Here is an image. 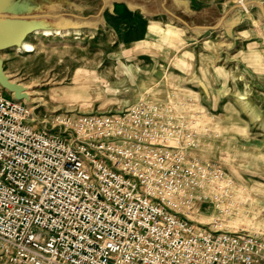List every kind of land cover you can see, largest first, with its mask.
Listing matches in <instances>:
<instances>
[{
	"label": "rangeland",
	"instance_id": "1",
	"mask_svg": "<svg viewBox=\"0 0 264 264\" xmlns=\"http://www.w3.org/2000/svg\"><path fill=\"white\" fill-rule=\"evenodd\" d=\"M167 2L164 11L160 1L112 0L93 20L98 0H36V14H70L22 29L18 44L4 40L19 23L0 17V68L9 84L0 80V92L28 107L34 129L54 135L71 134L81 116L119 113L143 98L165 104L199 127L190 154L241 184L230 207L251 192V224L231 228L233 209L224 215L205 204L190 218L207 228L217 218L222 230H264V0ZM25 41L33 50L24 52ZM164 75L181 97H154ZM155 81L156 90L145 89Z\"/></svg>",
	"mask_w": 264,
	"mask_h": 264
},
{
	"label": "built area",
	"instance_id": "2",
	"mask_svg": "<svg viewBox=\"0 0 264 264\" xmlns=\"http://www.w3.org/2000/svg\"><path fill=\"white\" fill-rule=\"evenodd\" d=\"M163 105L143 98L54 135L34 129L28 107L0 92L6 264H264L263 229L190 218L203 204L226 215L235 182L186 154L199 127Z\"/></svg>",
	"mask_w": 264,
	"mask_h": 264
},
{
	"label": "bare ground",
	"instance_id": "3",
	"mask_svg": "<svg viewBox=\"0 0 264 264\" xmlns=\"http://www.w3.org/2000/svg\"><path fill=\"white\" fill-rule=\"evenodd\" d=\"M245 7V6H244ZM248 8V7H247ZM17 28V27H16ZM12 26V31L10 32L9 36L7 37L6 41L4 40L5 44L8 43H20L22 42L23 38H22V29H16ZM5 29V25H3L2 22H0V33ZM51 31L50 30H46L44 31V35H50ZM33 45L28 43V42H23V50H25L24 52H28L33 50ZM175 53V52H174ZM174 53L171 55L173 56ZM171 61V60H170ZM164 77V78H163ZM163 80L164 84L163 87H161L160 89H158L155 93H154V97L156 98H160V99H164V98H169L171 99V101H173L174 97H181L182 93L180 94H176L174 92H171V80L169 78V75H164L159 77L157 80ZM0 80L7 86H9V84L7 83L6 79L4 78V76H2L1 73V68H0ZM158 83V84H157ZM159 81H155L154 83L150 84L149 86H147L145 89H152V91L156 90L159 86ZM18 90V89H17ZM143 93V92H142ZM20 93H16V97L17 98H21ZM93 93H91L92 95ZM144 95V94H143ZM195 123V122H194ZM190 124H193V122H190ZM198 146V145H197ZM197 146L194 148V151L196 150ZM206 147V146H205ZM201 151H204L203 149H201ZM191 151H188L186 154L191 157V158H195V159H199L195 156H193L192 154H190ZM200 160V159H199ZM235 182V181H234ZM236 183V182H235ZM241 184L236 183L235 187H240ZM250 196H251V192H247V194L245 195V197H241L240 199H238V203H234V205L232 204V207H229V209L227 210V213L230 212L232 209L235 212L230 218H229V227L231 228H236L238 225H246L248 223H250L251 221L247 219L246 217V210H245V205L247 203V201L250 200ZM232 211V213H233ZM243 211V212H242ZM196 212V211H195ZM195 214V213H193ZM259 214H264V210L260 211ZM258 216V214H255V217ZM261 216V215H259ZM258 219V217H257ZM252 223V222H251ZM250 223V224H251ZM254 224H258V223H254ZM258 227V226H257Z\"/></svg>",
	"mask_w": 264,
	"mask_h": 264
},
{
	"label": "crops",
	"instance_id": "4",
	"mask_svg": "<svg viewBox=\"0 0 264 264\" xmlns=\"http://www.w3.org/2000/svg\"><path fill=\"white\" fill-rule=\"evenodd\" d=\"M36 1V0H35ZM34 0H11L10 3L4 7L0 8V13L4 15L5 19H14L19 24H17V28L23 29L24 31L31 30L32 27L31 24H38V22L41 24H44L45 21L48 20H60L66 18L67 15L70 13H64L59 11L58 14L52 13V12H45L36 14V12L33 11V7L38 6L37 3H35ZM148 1V0H147ZM153 1H160L159 6L161 10H166L167 7L165 6L168 4L167 0H153ZM112 3V0H98L97 7H94V12L97 13L96 17L90 18L93 20L100 19L102 16V10L110 7ZM50 11V10H49ZM76 17L84 18V16H78L76 14H71ZM74 18V17H71ZM39 20V21H38ZM79 20V19H77ZM81 20V19H80ZM88 20V18H87Z\"/></svg>",
	"mask_w": 264,
	"mask_h": 264
},
{
	"label": "water",
	"instance_id": "5",
	"mask_svg": "<svg viewBox=\"0 0 264 264\" xmlns=\"http://www.w3.org/2000/svg\"><path fill=\"white\" fill-rule=\"evenodd\" d=\"M10 1L11 0H0V8L6 7L10 3ZM0 17H4V15L0 13Z\"/></svg>",
	"mask_w": 264,
	"mask_h": 264
}]
</instances>
